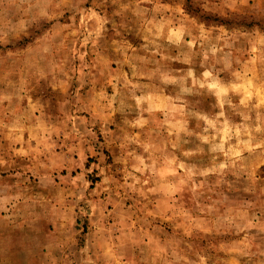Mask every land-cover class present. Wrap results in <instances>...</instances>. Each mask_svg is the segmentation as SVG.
<instances>
[{"label": "rangeland", "instance_id": "rangeland-1", "mask_svg": "<svg viewBox=\"0 0 264 264\" xmlns=\"http://www.w3.org/2000/svg\"><path fill=\"white\" fill-rule=\"evenodd\" d=\"M172 24L197 34L218 101L194 80L181 112L151 117L166 141L106 147L118 134L95 126V169L59 153L87 96L102 98L106 80L84 74L95 57L116 67L150 36L163 72L183 49ZM127 114L140 115L103 119L120 130ZM0 264H264V0H0Z\"/></svg>", "mask_w": 264, "mask_h": 264}, {"label": "crops", "instance_id": "crops-1", "mask_svg": "<svg viewBox=\"0 0 264 264\" xmlns=\"http://www.w3.org/2000/svg\"><path fill=\"white\" fill-rule=\"evenodd\" d=\"M163 5H165V3H163ZM170 14L165 13L166 18H168L167 16H170ZM170 27L171 26H168V30L167 28L164 29L166 40L169 41L168 44L172 45L174 43L182 46L181 48H183V52L179 51V49L175 52L173 50L175 47L172 46L171 52H168L170 53L169 57H171L169 60V66L166 65L167 69H163V72L160 71L158 68L159 65H157L159 59H156L157 62L154 60L157 55L153 56L152 53L149 52L151 50L150 48H152L149 41H155V38H151L150 36L147 38L148 42L139 41L138 43H129V46L132 47L131 49L128 48V46H125V44L121 45L120 51H122V53L125 52V54H122L123 56L120 58L119 64L116 67H113V65L109 63L108 58L103 57V60H99L97 56L95 57L97 63H101L100 67L95 71H85L84 74L87 78L106 80L105 83L102 81V83L93 84V86L101 84L100 86L98 85L99 87H97V90L101 87L102 98L99 103H97L96 95H94L95 98L93 102V94L87 96L89 97V100L92 98L90 100V108L87 109L84 106V110L88 114L81 111L82 113L75 115L72 126L70 125L68 127L70 131H66L65 135H68L67 137L68 139L70 138L71 141L69 142L66 138H61L60 140L62 142L59 144V153L64 154L67 152L69 157H73V160L76 161L75 163H77V165L80 164L84 168L87 166V159L95 155V158L93 159L94 162L90 164V167H92L91 170L95 169V161L97 160L98 164H100L102 157L100 156V151L94 141L87 139L88 136L90 137L88 133H95V126L100 127L103 133H106L107 130H109V132H112L113 134H118L117 140L119 141L112 140L113 143L111 144L109 143V138L102 141L106 147L116 145L119 147H125V150H127V145L122 143V139L125 137L124 134L133 136L136 133L141 134L144 131L147 135L142 137L149 143L162 142V139L166 141L168 138V134L166 133L167 130L165 129L162 131L159 122H152L151 117L160 116L164 111L168 113L169 111H176V113L181 112L182 108H185V100L187 98L184 93L189 92L191 82L194 80L195 82L197 81L199 87L200 85L204 88L212 87V89H214L213 95L218 101L222 95L220 85L214 82L213 79L207 78V73H211L197 66L198 59L196 60L192 56L198 39L197 34L188 38L183 36L184 34L179 36L178 26L172 24V27ZM174 38L176 39L174 40ZM94 43L95 42H93V44ZM142 47H146V49ZM183 54L188 55L189 58H186ZM122 80L127 81V83L123 84ZM114 81L117 82L116 85L114 84ZM120 83H122V85ZM109 90L117 92V95H114L117 97V100L120 101L113 109L110 108L111 93ZM92 105H94L95 109ZM121 109L128 112L134 110L135 113H139L140 115H138V119H135L136 115L127 114V118L125 117L124 122L117 123L120 131L117 130V128H113V125L111 124H105L106 121L103 117L109 115L111 110L117 112ZM143 116H146L145 118L148 122L141 121L140 118ZM169 116L174 118L172 113H170ZM140 121L143 123L142 125H139ZM94 123H97V125ZM147 130L149 134L147 133ZM172 132L176 131L172 130ZM151 133H155L156 136H152ZM53 137L52 139L55 140ZM131 147H129V149H131ZM133 148L135 147L133 146ZM123 152L124 150L121 148L118 149V158L128 156H123ZM73 167L74 166L70 168V171H62L61 175H70L75 183V179L81 178L80 173L83 172L77 169L73 172ZM96 167H98V165H96ZM75 185H77V183H75ZM82 185H84V181L82 182Z\"/></svg>", "mask_w": 264, "mask_h": 264}]
</instances>
